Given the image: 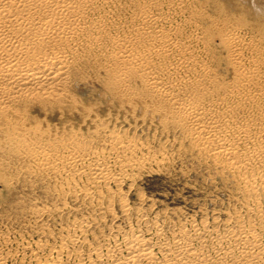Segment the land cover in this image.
Segmentation results:
<instances>
[{
	"label": "bare ground",
	"instance_id": "obj_1",
	"mask_svg": "<svg viewBox=\"0 0 264 264\" xmlns=\"http://www.w3.org/2000/svg\"><path fill=\"white\" fill-rule=\"evenodd\" d=\"M168 1L171 8L190 11L187 21L195 25L194 33L159 27L162 13L152 0H135L138 20L122 38L111 34L108 20V7L118 0H0V147L33 160L40 171L75 168L70 171L87 175L93 187L120 182L126 168L140 165L126 157L132 144L115 134L103 149L78 143L63 155L41 144L45 132L30 126L31 109L49 112L68 105L78 63L101 54L107 40L115 78L111 92L130 106L143 103L186 133L199 153L232 173L245 212L259 218L264 215V0H250L248 7L249 0H224L229 11L217 6L216 17L202 12L200 0ZM195 42L214 56L220 43L222 55L217 62H203ZM222 60L227 74L217 68ZM179 70L184 71L180 77L164 78ZM132 77L142 82L145 94L130 85ZM122 203L128 205L127 198ZM28 212L38 219L55 213L37 206ZM73 223L75 231L64 235L43 226L35 230L39 239L20 233L27 239L13 249L6 248L16 238L0 234V264H16L19 255V264H264L263 235L252 222L248 228L228 227L216 238L205 234L206 225L201 233L196 227L200 247L191 235L173 243L155 241L137 228L105 246L94 234L88 250L76 244L87 240L91 220ZM208 244L214 252L204 250Z\"/></svg>",
	"mask_w": 264,
	"mask_h": 264
},
{
	"label": "rangeland",
	"instance_id": "obj_2",
	"mask_svg": "<svg viewBox=\"0 0 264 264\" xmlns=\"http://www.w3.org/2000/svg\"><path fill=\"white\" fill-rule=\"evenodd\" d=\"M152 1L162 13L159 27H179L184 36L194 33L195 25L187 21L190 11L171 8L168 0ZM200 2L202 12L215 17L220 15L217 6L225 8L224 0ZM108 8L111 34L128 36L129 26L138 20L135 0H118L113 8ZM204 25L205 29L209 27L207 22ZM193 47L203 62H217L222 55L220 43L216 44V56L208 53L203 43L195 42ZM101 50V54L90 56V62L78 63L68 105L49 112L39 107L31 109L28 111L30 126L45 132L41 144L51 145L63 155L78 143L94 150L103 149L108 146L111 134H115L132 144L126 157L141 164L126 168L120 182L93 187L87 175L70 171L75 168L63 167L62 173L40 171L33 160L17 157L12 149L0 147V234L16 238L6 249H13L18 243L22 245L23 238L27 239L24 235L30 237L33 233L34 240L42 237L35 231L40 226L55 233L61 229L57 233L60 235L64 231L74 232L73 222L81 217L91 220L87 240L80 238L76 244L86 250L96 242L94 234L100 236L105 246L137 228L155 241L173 243L191 235L192 243L200 247L199 237H195L196 227L201 233V225H206L205 234L216 238L228 227L241 224L248 228L250 222L262 232L264 245V215L250 218L245 212L241 190L232 173L199 153L187 140L186 133L159 114L147 111L143 103L130 106L115 96L109 86L115 78L112 63L106 56L111 51L107 40L102 41ZM225 62L222 60L217 65L221 74H227ZM183 74L179 70L176 75L164 74V78L176 79ZM128 82L145 94L140 80L132 77ZM144 97L140 95V99ZM110 160L114 165L113 159ZM113 167L118 171L117 166ZM122 197L127 198L128 205L122 203ZM35 206L50 207L55 213L38 219L28 212ZM203 248L214 252L212 244ZM21 256L14 261L16 264L20 263Z\"/></svg>",
	"mask_w": 264,
	"mask_h": 264
}]
</instances>
